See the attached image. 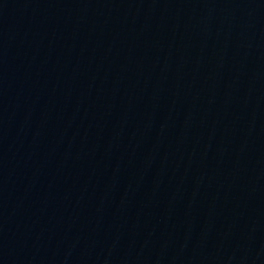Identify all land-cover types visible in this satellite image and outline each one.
Instances as JSON below:
<instances>
[{"label": "water", "instance_id": "95a60500", "mask_svg": "<svg viewBox=\"0 0 264 264\" xmlns=\"http://www.w3.org/2000/svg\"><path fill=\"white\" fill-rule=\"evenodd\" d=\"M0 264H264V0H0Z\"/></svg>", "mask_w": 264, "mask_h": 264}]
</instances>
